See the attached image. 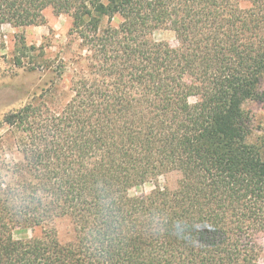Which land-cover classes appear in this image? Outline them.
<instances>
[{
  "label": "trees",
  "instance_id": "trees-1",
  "mask_svg": "<svg viewBox=\"0 0 264 264\" xmlns=\"http://www.w3.org/2000/svg\"><path fill=\"white\" fill-rule=\"evenodd\" d=\"M247 1L0 0V22L69 15L92 52L61 111L4 118L23 158L0 174V264H264V147L244 108L264 102V0ZM169 171L175 188L129 196ZM16 227L42 231L19 244Z\"/></svg>",
  "mask_w": 264,
  "mask_h": 264
},
{
  "label": "rangeland",
  "instance_id": "rangeland-1",
  "mask_svg": "<svg viewBox=\"0 0 264 264\" xmlns=\"http://www.w3.org/2000/svg\"><path fill=\"white\" fill-rule=\"evenodd\" d=\"M241 4L245 7L249 3L241 0ZM44 16L45 22L37 25L0 22V174L6 179L10 178L11 162H21L23 156L18 145L22 134L4 122L5 116L29 103L41 106L46 114L61 111L74 95L75 82L90 68L92 52L71 31V17L56 14L52 9L45 10ZM120 22L118 16L112 23ZM152 37L174 48L179 46L171 29H157ZM261 88L264 89V76ZM244 108L250 117V141L264 147V102L250 101ZM180 178L176 171L166 172L154 181L133 187L129 196L150 193L157 186L175 188ZM53 221L61 242L74 238V225L68 217H56ZM41 231L39 227H16L13 236L17 243L23 244ZM261 242L264 248V234Z\"/></svg>",
  "mask_w": 264,
  "mask_h": 264
}]
</instances>
